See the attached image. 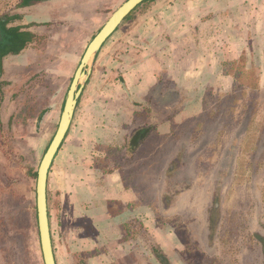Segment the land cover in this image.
I'll list each match as a JSON object with an SVG mask.
<instances>
[{
  "label": "rangeland",
  "instance_id": "1",
  "mask_svg": "<svg viewBox=\"0 0 264 264\" xmlns=\"http://www.w3.org/2000/svg\"><path fill=\"white\" fill-rule=\"evenodd\" d=\"M19 1L0 0V17L17 10L21 19L13 22L30 23L34 33L20 53L4 57L0 72V264H43L35 208L37 167L87 44L125 0H55L14 9ZM165 4L148 0L137 5L87 64L76 106L83 114L76 125L101 128L102 133L118 128L121 133L120 111L128 117L131 108L120 81L125 82L126 68L149 52L154 40L149 33L156 31L154 19H160ZM258 14L245 10L240 22ZM246 60L243 54L228 65L234 84L227 87L217 81L200 107L187 108L188 99L174 96L163 112L155 101L139 116L146 117L147 127L163 120L169 130L151 133L136 155H130L139 159L137 163L146 159L134 178L138 190L152 194L154 214L147 230L140 222L129 226L148 245H155L169 264H264V84L257 86L260 71ZM162 83L179 93L167 80ZM166 115L168 121L163 119ZM113 137L102 134L106 140L96 146L100 158H111L108 164L100 159L105 169L127 162L128 149L119 153L124 144ZM179 151L186 158L181 180L166 171ZM173 180L180 181L178 187L172 186ZM54 183L48 177L55 260L76 264L80 232L65 225L62 192ZM165 191L171 199L164 198ZM87 255L84 251L86 264ZM138 257L139 264H161L155 254L145 259V252H140Z\"/></svg>",
  "mask_w": 264,
  "mask_h": 264
},
{
  "label": "crops",
  "instance_id": "2",
  "mask_svg": "<svg viewBox=\"0 0 264 264\" xmlns=\"http://www.w3.org/2000/svg\"><path fill=\"white\" fill-rule=\"evenodd\" d=\"M48 1L55 0H32L18 10ZM163 1L166 4L158 15L160 19H154L158 27L149 33L154 38L149 52L133 66L126 68L125 82L120 81L123 98L131 108L128 117L120 111V118L124 120V124H120L123 126L121 133L118 128L102 133L101 128L76 125L83 112L78 113V109H75L66 137L49 168L48 177L51 176L55 182L56 191L62 192L65 225H73L80 232L77 236L81 252L88 254V264H139L138 254L145 252V259L148 254L153 258L151 247L155 246L148 245L146 239L129 226L140 222L147 230L154 214L152 194H148L147 189L143 192L138 190L134 178H137L138 165L145 163L146 159H140L143 162L137 163L139 159L130 156L136 154L128 151V157L124 159L127 162L105 169L102 161L106 160L108 164L111 158H100L99 147L96 146L101 140H106L100 136L114 135L113 138L124 144L125 149L121 147L119 153L125 152L129 136L146 118L139 116L149 111V103L156 105L153 103V94L164 96L167 92L165 88L157 89L163 84L162 79L179 90L177 99L182 96L189 100L187 108H191V105L200 107L205 101V94L217 81L219 85L228 84L227 87L234 84V76L225 71V64L239 60L244 54L249 57L246 61L251 65L250 68L260 71L257 86L264 84L262 0ZM251 8L261 14L245 23L240 22L244 11ZM10 14H18L21 19L22 13L17 10ZM13 21L7 23L6 27L17 24ZM31 21L35 20L30 19L28 22ZM22 24L27 25L24 30L33 33L28 26L30 23ZM168 117L166 115L163 119L168 121ZM163 123V120L157 121V125L153 122L155 130L149 131L143 143L151 133L159 132L162 135L168 132V125L166 131ZM105 155H108L107 152ZM152 172L150 170L151 182ZM167 235L173 238L170 232Z\"/></svg>",
  "mask_w": 264,
  "mask_h": 264
},
{
  "label": "water",
  "instance_id": "3",
  "mask_svg": "<svg viewBox=\"0 0 264 264\" xmlns=\"http://www.w3.org/2000/svg\"><path fill=\"white\" fill-rule=\"evenodd\" d=\"M143 1L144 0H125L112 12L102 27L87 44L67 90L55 133L38 164L35 183V208L39 246L43 264H57L50 231L47 203V179L52 160L59 149L73 118L77 99L83 87V85L80 84V80L85 76L84 71L87 64L94 59L103 43L115 31L124 18ZM3 39L4 33L0 28V42ZM88 73L89 70L87 71V76Z\"/></svg>",
  "mask_w": 264,
  "mask_h": 264
},
{
  "label": "trees",
  "instance_id": "4",
  "mask_svg": "<svg viewBox=\"0 0 264 264\" xmlns=\"http://www.w3.org/2000/svg\"><path fill=\"white\" fill-rule=\"evenodd\" d=\"M31 1L32 0H20L14 9L26 6ZM145 1L148 0H144L143 2ZM129 14L124 18V20L130 16ZM19 18L20 16L18 14H10L9 12H5L0 17V28L3 30L5 34L4 39L0 42V72L2 71V60L4 59V57L7 56L8 54L19 53L27 45V43L30 42L34 37V34L32 32L28 30H24V28H26L27 25L16 24L10 27H6L7 23L12 22L14 19H19ZM229 64L232 65V62L225 64V70L228 73H231L232 70H229L228 69L229 67H227ZM49 221H50V213H49ZM52 245L54 251L53 240H52ZM151 250L161 264H167L165 257L162 255L161 251L156 246L151 247ZM82 256H83L82 252L77 253L76 264H86V259L84 257L82 258Z\"/></svg>",
  "mask_w": 264,
  "mask_h": 264
},
{
  "label": "flooded vegetation",
  "instance_id": "5",
  "mask_svg": "<svg viewBox=\"0 0 264 264\" xmlns=\"http://www.w3.org/2000/svg\"><path fill=\"white\" fill-rule=\"evenodd\" d=\"M89 74H90V72L88 73L86 81H88ZM162 85L161 86L159 85L157 89H163L164 86H162ZM155 91H158V90H155ZM166 91L167 92L164 94V96H156L155 94H153L154 95L153 103H155V101H156V103L158 105L162 106L163 110H165L168 107V104L171 103L172 100H174V98L177 96L175 93L170 92L169 90H166ZM81 92H82V90H81ZM80 95H81V93H80ZM80 95H79V97L77 99V103H78V100L80 98ZM77 103H76V106H77ZM75 109H76V107H75ZM163 110H162V112H163ZM144 113H147V112L144 111ZM152 125H151V127L150 126L147 127L145 124L142 123V124L139 125V127L135 128V130L129 136V139L127 141L128 142L127 143V148H128L129 152H131V153L134 152V154L137 153V151H138L137 149L139 148V146L141 144H143V141H144L145 137H147L149 131H151V129L154 128V124H152ZM65 137H66V135H65ZM65 137H64V139H65ZM181 148L183 149L184 147H181ZM182 149H180V151H182ZM180 151L177 154L176 160L175 161L171 160V163L168 164V167L166 169V171L168 172L167 176H169V177L173 176V178H174L177 175V178H179V180H181L180 177L183 176V171H184L183 169H185L184 167L186 166V158L183 156V154L180 153ZM179 182L180 181L173 180L174 184L172 183V186L173 187H175V186L178 187L179 186ZM175 191L178 192L179 190H175ZM163 195H164V198H170L171 199V196H169V192L168 191L167 192L165 191L163 193ZM162 255H163V253H162ZM165 259L167 261V264H169V262H168L166 257H165Z\"/></svg>",
  "mask_w": 264,
  "mask_h": 264
},
{
  "label": "bare ground",
  "instance_id": "6",
  "mask_svg": "<svg viewBox=\"0 0 264 264\" xmlns=\"http://www.w3.org/2000/svg\"><path fill=\"white\" fill-rule=\"evenodd\" d=\"M83 78H84V77H83ZM83 78H82V79H83Z\"/></svg>",
  "mask_w": 264,
  "mask_h": 264
}]
</instances>
